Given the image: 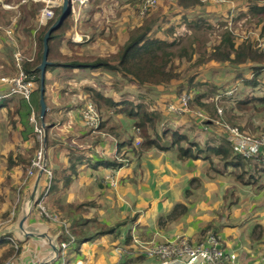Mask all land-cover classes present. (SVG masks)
I'll return each instance as SVG.
<instances>
[{
	"label": "rangeland",
	"instance_id": "rangeland-1",
	"mask_svg": "<svg viewBox=\"0 0 264 264\" xmlns=\"http://www.w3.org/2000/svg\"><path fill=\"white\" fill-rule=\"evenodd\" d=\"M7 1L13 6L17 5V8L13 11L4 10L5 12L0 13V95L7 91L11 93L12 89H16L20 77V68L16 64L21 67L26 59H33L38 52L37 32L35 33V31L40 27L37 23L34 28H31V31L27 34L24 33V22L28 18L26 15L22 17L20 14L19 9L21 8L19 7L23 5L20 4L21 0ZM34 4L38 5V12L41 6L38 3ZM107 4L105 10L113 12L105 14L101 22V26L103 25L104 28L98 29V33L102 35V40L97 42L91 40L92 42L88 41L90 42L88 45L83 44L82 51L86 55L93 54L106 57L114 54L126 41L132 28L138 26L144 19H138L137 16L138 0H118L117 2L110 0ZM109 4H119L118 11H116L115 6L111 9ZM77 6L78 4L75 5V9ZM159 7H162L161 15L163 18L153 26L151 34L160 40L173 43L168 50L176 58L174 64L179 66L180 82L167 86L138 88L118 74L106 70L88 71L80 76L74 70L71 73L76 76L77 80H70V82L65 80L64 83H61V80L58 81L56 76L57 72L60 71L59 69L53 73L48 71L46 77L49 81L45 91L48 104L53 99L54 101L57 100V103L59 101L64 102V104L71 106L70 113H72V117L67 121H53L57 123L55 129L51 130L49 127L50 133H56L48 137V145H51V149L48 152L47 164L51 166L49 167L51 170L59 168L62 164L68 166L66 155L69 152L65 155L68 145H78L82 148L87 146L86 143H89V137L81 136V134L88 132L89 128L84 126V123L81 122L82 118H80L83 106L91 103L88 94L85 92L88 88H97L102 97L109 100L128 101L127 107L131 103L133 105L142 103L143 109L163 115L164 125L179 131L180 134H185L203 150H205L207 142V146L213 145L209 138L216 139L218 136H223L233 146L232 149L244 156L250 153L249 156L258 154L260 157V154L264 152V146H258L264 144V133L257 136L260 134V129L264 127L263 116L250 113L243 115L237 110L233 114L230 111L224 113L220 106L224 103L230 106L237 99L242 98L246 92L259 94L263 89L260 85L254 89L237 86L234 80L238 75L237 73H241L243 76L249 75V70L246 67L230 66L225 62L205 60L214 47L218 45L224 29L231 33L233 40L250 39L264 46V39L261 37V35L264 37V30L261 31L264 19L259 21L260 17L258 16H247L245 4L236 0H223L221 2L203 0L202 4L195 6L197 8L193 7L195 9L191 12H184L182 17H185V20L173 15L172 12L179 8L175 3L162 1L150 13H154ZM21 17L25 19L22 24L20 23L23 20ZM170 28H172L171 32ZM6 47H11L12 52H9ZM61 49L64 53H68L63 42L60 46ZM184 51L186 54H181ZM16 52H19L21 58L19 61L14 59ZM12 66H15L14 71L11 70ZM91 73L97 75L93 76ZM2 79L6 82L1 81ZM189 79H192L195 88L191 93H186ZM259 81L262 83L261 86H264V72L259 77ZM37 87L35 82L31 83L32 90H36ZM213 89L215 90L213 91ZM222 89H227L225 96L234 93L236 98L234 100L233 98L227 100L220 98V101L217 98L215 99L216 105H213L212 97L221 95ZM179 90H181V94H178ZM217 91L219 92L216 93ZM201 92H206L207 96L203 99V103L209 107H198L191 103V107H189V104L182 106L179 103L182 96H189L190 100H193V97L197 95L196 93ZM17 98L21 99L18 94L13 95V102L10 103L12 109L5 108L0 111V235L11 225L17 204L21 203L20 191L28 183L25 178L31 160L37 158L43 143V137H39V133H35L41 129V123L29 121L30 117L37 120L39 116L34 102L32 101V105L35 112L31 113L30 105L23 107ZM105 105L103 106L106 109L99 112V121L102 119L108 121V126H113V132L118 134L120 138L132 137V144L139 146L141 138L138 130L131 127L132 120L125 115L117 114L114 108ZM170 106L177 107L180 113H173L169 109ZM216 107L220 108L221 115L213 114ZM5 111L8 112V116H5ZM233 116H235V121L232 119ZM205 121H210V123L205 125ZM59 122L62 123L59 124ZM44 123L46 122L44 121ZM234 125H239V129L243 128L242 131ZM107 135L105 137L107 145L104 144V146L95 148V151L102 159L123 163L122 169L118 171L106 169L103 170L104 172H98L83 164L79 166V179L71 183L69 188L63 189L62 184H59L60 190L58 192L47 193L45 197L40 196L42 201L40 206L38 203L35 205V210L38 208V213H40L39 208H42L48 216H51V220L56 222V225L51 228L52 233H57L56 227L60 224L63 225L62 231L64 233H70V224L65 222L66 213L64 212H72L73 206L82 203H87L89 206L88 213L83 214V216L96 219L101 224L108 226H114L126 218L142 215L145 228L142 229L143 232H140L141 236L144 238L153 237L151 236L152 231L156 229L157 231L154 232L161 236L158 237L159 241L188 234L192 237V241H195L201 228L207 223L213 222L216 226L215 229H217V234L213 235H216L217 239L219 238L222 247L228 248L233 245L236 235L238 237L240 235L245 240V233L253 229L252 227L257 223L258 218H261L260 223L264 226V172L257 170L256 176L260 181L258 185H244L235 179L233 172H230L232 167L224 171L216 158L217 161H214V166L220 173L209 170L206 163L201 159L195 163L191 162L190 159L180 161L177 159L178 152L174 150L160 152L158 149L150 148L147 150L136 149L137 151L132 153V151L126 152V148H124L121 151H116L117 148L114 143L117 139ZM166 139L170 140L171 136ZM219 143L220 140L216 139L215 144ZM9 153L12 154V158L20 155L28 160L27 169L23 171L16 167L7 174L5 161ZM139 153H141L140 156H138ZM90 156L93 160L91 153H89ZM164 169L166 170L164 171ZM7 176L10 178L8 179ZM50 181L45 182L46 186L50 185ZM154 182L157 183V186L152 188ZM206 183H214V186L206 188ZM185 191H188L186 195ZM189 192L191 194L187 195ZM40 195H42L41 192ZM56 198L60 199L61 204L65 207L63 213L54 207ZM162 199L173 204L183 202L187 208L186 213L177 217L176 220H164L163 224L159 222V227L157 221H161L162 217L171 212L169 208L163 205L165 207L163 213ZM154 202L157 207L156 210L149 207ZM159 203L160 208H158ZM35 210L32 217L38 220L40 217L36 215ZM9 211L10 216L7 219L3 214ZM149 219L156 223H151ZM177 220L180 221L176 223ZM133 226L135 229H131V233L138 229L137 224ZM127 228L128 226L123 227L122 232H125ZM108 243L111 246L112 241L109 242V238ZM252 243L255 245L258 242L253 241ZM235 253L238 254V257L241 254L240 251ZM116 258L114 256V259ZM61 259V264H69L70 255L63 252ZM133 264H160V262L157 259L145 258L144 261Z\"/></svg>",
	"mask_w": 264,
	"mask_h": 264
},
{
	"label": "trees",
	"instance_id": "trees-1",
	"mask_svg": "<svg viewBox=\"0 0 264 264\" xmlns=\"http://www.w3.org/2000/svg\"><path fill=\"white\" fill-rule=\"evenodd\" d=\"M8 3L7 0H4ZM203 0H177L175 5L183 10H189L197 5L202 4ZM240 3H244L247 11V16H258L259 21L264 19V0H236ZM37 4L30 2L26 5H21L19 11L21 16H27L26 22L25 19H22L20 23L24 22L23 31L24 33H28L31 31L32 27L34 28L35 24L37 25V20L39 17V13L37 12ZM4 10L0 6V13ZM5 12V11H4ZM161 8L156 10L154 13H150L146 18H144L138 26L132 28L127 37L126 41L119 47V49L114 53L110 54L106 57L96 56L93 54L86 55L82 51L83 44H72L70 42L67 43L68 49L70 53L63 54L60 50L61 43L65 39V34L72 28V16L71 13L67 17V19L63 22V24L54 31L48 41V61L49 65L46 68L47 72H53L56 69H63L66 74H69L76 70L78 73L83 74L84 72H94L100 70H106L115 74H118L122 78L132 82L138 88L143 86L149 87H157V86H167L174 83L180 82V74L178 72L179 66L175 65V56L174 54L168 50L173 43H168L165 40H160L157 37L152 36V28L162 17ZM60 14V8L55 10L54 18L48 22V24L44 27H39L37 31V49L38 52L33 57V59H26L21 65V72L26 77V80H31L37 84L36 90H33L31 93V98L29 101L25 100L21 97V99L17 98V101L22 104L24 107L29 102L36 106V110L39 112V70L38 65L41 61L42 54V38L47 31V29L51 26V24L55 21V19ZM262 21V20H261ZM264 22V21H262ZM33 23V25H32ZM264 30V23L261 27V31ZM172 28H170V32ZM264 39V37L261 35ZM9 52H12L11 47H6ZM181 54H186V52H182ZM191 59V58H190ZM189 59V60H190ZM206 61H214V62H225L230 66H243L246 67L247 70L251 73V78L243 77L241 73H238L237 77H235V81H238L243 88L251 87L254 89L257 85L263 89L259 94H248L247 92L242 98L237 99L233 104L227 106L225 103L221 105L222 111L225 112H235V110L239 111L241 114H261L264 118V86H261V82L259 81V77L264 72V46L258 44L254 40L243 39L236 41L233 40L231 33L227 29L223 30V33L220 37V41L218 45L214 47V49L208 54L205 59ZM15 66L11 67V70H15ZM45 74V88L47 85V77ZM186 93H191L195 88V85L192 83V79H189V84L186 87ZM215 89H213L214 91ZM229 90V89H228ZM181 90L178 91V94H181ZM88 94V98L91 103L95 106L98 112H101L103 109H106L103 105L107 104L110 108H114L117 114L125 115L127 118L132 120L131 127L133 129L138 130L140 140V145L135 146L132 144L133 138H120L118 134L113 132V126H108V122L100 121L98 127L96 129H89L87 135H94L89 139L92 147L101 144V136L103 134L111 135L112 137L117 139L116 148L117 151H121L126 148L127 151H132L135 153L136 149L147 150L150 148L158 149L160 152H168L170 150L177 151V159L182 161L185 159H190L191 162L199 161L200 159L204 161L211 171L217 170L214 161L220 162V167L223 168L224 171L227 168L232 167L233 169L230 172H233L235 179L240 181L244 185H258L260 182L257 179V170L264 172V152L260 154H253L250 156H244L243 154L238 153L234 149H232V145L227 141L226 137L218 136L216 139L220 140L219 144H215L216 139L209 138L213 145H208L206 143L205 150L198 147L193 141L190 140L185 134H180L179 131L173 130L168 126L164 125L165 121H163V115H159L156 112H149L142 108L144 106L142 103L132 105L129 107L126 106L128 101H116L109 100L107 98L102 97L99 93V90L94 88H88L85 90ZM217 91L216 93H218ZM227 92V89H222L220 93H222L223 97L228 98H236V94L225 96L224 94ZM177 94V95H178ZM193 100L188 102L189 107L191 104L196 105L198 107H209L203 103V99L207 96L206 92L196 93ZM13 95L10 92H6L0 95V110L7 108L12 109L10 103L13 102ZM35 95V96H34ZM218 95V94H217ZM124 96V95H123ZM179 96V95H178ZM16 98V96H14ZM45 98V95H44ZM225 98V99H226ZM215 97H212V104L214 103ZM126 100V99H124ZM232 100V101H233ZM231 101V102H232ZM102 102V104H101ZM104 102V103H103ZM130 103V102H129ZM191 103V104H190ZM209 104V103H208ZM211 107L213 108V105ZM28 106V105H27ZM106 106V105H105ZM19 109V108H18ZM18 110L16 111V113ZM217 111L213 112L216 115ZM100 114V113H99ZM8 112L5 111V116H8ZM232 118L234 121L235 116ZM230 119V121H232ZM39 120V118H38ZM44 121L46 124V143L47 148L48 145V119L44 117ZM40 123V121H39ZM210 121H205L204 124L208 125ZM232 124V123H231ZM238 126L239 125H234ZM243 128L239 130L242 131ZM264 133V127L260 129V134L257 136H261ZM264 135V134H263ZM168 136H171V139H166ZM90 149H86L81 152L79 148L74 147L73 149H68V167L62 170L52 171V178L50 181L49 187H44L42 190L41 197H45L48 194L56 193L60 190L58 188L59 184H62L63 189L69 188L70 184L73 180L78 179L79 170L78 166L81 164H88L90 168L95 169L101 161H97L95 164H91L89 157L87 156V151ZM92 150V149H91ZM141 153L138 154L140 156ZM137 159H139V157ZM214 157V159H212ZM215 158L217 160H215ZM14 160V161H12ZM29 165V161L24 159L22 156L17 155L15 158H12V154H8V169L12 170L13 168L19 167L21 170H26ZM106 165L110 169H118L123 166V163H119L116 161H108ZM218 165V164H217ZM259 167V168H258ZM46 174V173H45ZM232 174V173H231ZM189 195V194H187ZM54 207L60 213H63L65 209L64 205L61 204V200L56 198L54 200ZM88 204L82 203L73 206L74 210L72 212H64L66 213L65 222L70 224L69 232L73 237L74 249H77L84 242L93 241L102 236H106L109 234H114L115 237H119L121 235L124 236V244L129 245L131 243L130 237V225L135 221L137 217L134 218H126L122 222H118L114 226H108L105 224H101L96 219H86L83 214L88 213ZM186 204L185 203H177L174 205L171 212L162 217L159 221L160 223H164V220H176L177 217L186 213ZM56 213V212H55ZM52 214V213H51ZM8 216V212L4 217ZM47 222H51L52 220L46 219L42 216ZM53 222V221H52ZM91 223V224H90ZM128 226L125 232H122V228ZM62 228V227H61ZM213 222L207 223L201 230L198 232L197 242L204 241L205 238L209 234H217V229ZM253 229L250 230L251 234H257L258 238L264 234L263 228L260 225L255 224ZM256 236V237H257ZM9 247L5 254L0 255V264L1 262L8 256L16 255L18 256L22 252L21 245L18 244L11 236H4L3 239L0 236V246ZM73 245V244H72ZM71 246V245H70ZM70 248V247H69ZM142 261L141 258H138L136 261ZM131 259L126 256L123 262L120 264H133Z\"/></svg>",
	"mask_w": 264,
	"mask_h": 264
},
{
	"label": "crops",
	"instance_id": "crops-1",
	"mask_svg": "<svg viewBox=\"0 0 264 264\" xmlns=\"http://www.w3.org/2000/svg\"><path fill=\"white\" fill-rule=\"evenodd\" d=\"M115 1L117 2L118 0H115ZM108 2H110V0H88V2L86 4L77 6V8L75 9L74 13L72 14V28L68 31L69 33L67 32L65 34V39L63 40V44L65 45V47L67 49H68V46H67L68 42H70L72 44H75V45H77V44L78 45L79 44H87L88 45L90 42H92L91 40H93L94 42L102 40V38H101L102 35L100 33H98L99 32L98 29H100L101 27L104 28L103 25L101 26V22L104 19L105 14L108 13V12H113V11H106L105 10L106 6H108V4H107ZM5 3H7V2H5ZM0 6H1V4H0ZM109 6L111 7V9L115 6L116 7V11H118L119 4H117V5L109 4ZM159 8H162V7H159ZM195 8H197V7H195ZM195 8L189 9V10H183V9L178 8V10H176L175 12H172V13H174L173 15L182 17V16H184L183 15L184 12H186V11H190L191 12ZM3 10H5V9H3ZM167 18L170 19L169 16H167ZM181 20H185V17H182ZM106 29H107V27H106ZM88 41H90V42H88ZM61 52L63 54H66V53H64V51H62V49H61ZM68 53H70L69 49H68ZM59 70L60 71L57 72L56 76L58 77V79H57L58 81L61 80V83H64L65 80L68 81V82H70V80H73V81L77 80L76 76L73 73L66 74V72H64L63 69H59ZM248 72H249V75H247V76L245 75L243 77L251 78L252 77L251 73H250V71H248ZM83 74H85V73H83ZM83 74L78 73L79 76L83 75ZM91 74H93V76L97 75L96 73H91ZM48 81L49 80L47 78V84H48ZM236 83H237V86L238 85L241 86V84L238 81H236ZM235 88H236V86H235ZM94 89H97V88H94ZM45 91H46V88H45ZM220 98L221 99L222 98L225 99L226 97H223L222 94H221V95H219V101H220ZM215 99H216V97H215ZM215 99H214L213 105H216ZM45 100H46V106H47V112H46L45 117H47V119L49 121V123H48V132H47V138H48V137H50V135L52 136V135L56 134V133H52V132H51L52 133L51 134L50 130H49V127L51 128V130H53V129H55V126H57L56 125L57 123H54L53 121H67L68 119H70L72 117V115H71L72 113H70L71 106L64 104V102L59 101V103H57V100L54 101V99H53V101L50 104H48V100H47L46 94H45ZM225 100H227V98ZM27 105H30L31 113H34L35 112L34 106L32 104H30V102ZM220 106H221V104H220ZM52 117H53V119H52ZM38 118H39V116L37 117L36 121H40V120H38ZM29 121H31V120H29ZM81 122H82V120H81ZM61 123L62 122H59V124H61ZM74 127H75V125H74ZM55 136H59V135H55ZM55 136H54V138H55ZM72 136H75V135H72ZM81 136H86L87 138L89 137V139H91V137H93L94 135H89V134L87 135V132H86V133L81 134ZM107 136H109V135H107ZM105 137H106V134L102 133V136H101L102 142H101V144H98L95 147H92L91 143L89 142V139H88L89 143H86V145H87L86 147H82L81 148V147H78V145H76V146L73 145L74 147L79 148L81 152L85 151L86 149H90L86 153H87L88 157H89V153H91V155H93V160L90 161L91 164H95L98 160L102 162L95 169L90 168L88 166V164L86 163V166H88L93 171L102 172L103 170H106V169L113 171V169H110L106 165V162L114 161V160L102 159L98 155V153L95 151V148L101 147L102 145L104 146V144L107 145V141L105 140ZM55 140H56V142H58L57 138H55ZM116 142L114 143L115 146H116ZM52 143H54V141H52ZM111 145H113V143H111ZM50 146L48 148L46 147V152H47L46 160L48 159L49 149H51ZM68 146L69 147H66L67 151H66L65 155L67 154L68 149H73L74 148L71 145H68ZM116 151H117V149H116ZM66 157L68 159V154L66 155ZM89 159H91V156L89 157ZM168 159H169V157H168ZM5 164H6V170L8 171L7 174H9L11 171H13L15 169V168H13L12 170L8 169V167H7L8 166V158H6ZM81 165H83V164H81ZM79 166H78V170L80 172ZM49 167H51V166L47 164L46 169L50 172V176L52 178V171H55V170H59L60 171V170L66 168L68 166H66L65 164H62V166H60L59 168H54L53 170H51ZM120 169H122V166L120 168L116 169V171H118ZM166 169H164V171ZM112 173H115V172H112ZM34 176L30 177V178H27V176H26L25 180L27 179L28 183L26 185H24L23 188L20 191V193H21V198H20L21 202H22V199H23L22 192L27 186H29L33 182ZM79 176H80V173H79ZM7 178L9 179L10 177L7 176ZM78 179H79V177H78ZM78 179H75V180H78ZM42 180L43 181H42L41 193H42V190H43L44 187H49V186H46V184H45V182L48 183V177H47V175L45 173L43 175V179ZM75 180H73L72 183ZM196 180L198 181L197 178H196ZM156 186H157V183L154 182L152 188H155ZM213 186H214V183H211V184L206 183V188L207 187L212 188ZM186 192H188V191H185V195H186ZM190 194L191 193L189 192V195ZM165 202H166V204H165ZM161 203H162L161 207L164 208L163 209V213H164V210H165V207H163V205L166 206L167 208H169V210H172L174 205L177 204V203H174V204L170 203V201L167 202V201H165L163 199L161 200ZM181 203H183V202H181ZM18 204H17V210L15 211V215H14L12 221H11V224H13L15 222L16 217H17L16 215H18V213L20 211L21 203L19 205ZM149 207L153 208V210H156V208H157L155 202L150 204ZM35 208H36V206H34V209H33L32 213H31V216H30V219H29V224L45 223L48 226L49 233L52 236H55L58 233H61V235L58 238V244H60L62 241H65V240L68 239V237L62 231V228H63L62 224H60V226L56 227L57 233H52L51 232V228L56 225V222H54V221L53 222L52 221L51 222H47L42 217V215L40 213H38V208L36 210H35ZM158 208H160V203L158 204ZM34 210L36 211V215L39 216L40 219L37 220V219H34L32 217L33 214H34ZM163 213H161V214H163ZM4 215H6V213H4L3 216ZM9 216H10V211L8 212V216L6 218L9 219ZM136 217L137 218L135 219V221L132 224L133 225L137 224V228L138 229L131 233V229L134 230L135 226L132 225V227L130 228L131 243L129 245L124 244V236L123 235H121V236L116 238L114 234H109V235H106V236H102V237H100L98 239H95L93 241L84 242L80 246H78L77 249H74V247H75L74 245L75 244L73 242L72 243L73 245L70 244L71 246L69 245L64 251H62V249L60 248L59 258L54 264H61V260H62L61 258H62L63 252H65V254L68 253L70 255L69 264H120V262H123L125 260L126 256H128L129 259L132 258V260H135V261L138 258H141V260L144 261L145 257L137 255L136 254L137 253L136 249L132 246L133 237H138L141 240H148V239H153V238L159 239L158 237L160 235L157 232H154V231H157L156 229H154L152 231L153 233L151 235L153 237H150V238L149 237H145L144 238L143 236H141L140 232H143L144 230H142V229L145 228L143 217H142V215H136ZM85 218L89 219L88 217H85ZM260 220H261V218L260 219L258 218L257 221H256L257 222L256 224L260 225L261 228H263V232H264V226L260 223L261 222ZM149 221L151 223L155 222L154 220H151V219H149ZM179 221L180 220H177L176 223L179 222ZM157 225L160 227L159 221H157ZM4 236H7V237L11 236L16 242H18V244L21 245V247H22V252L18 256L13 255V256L6 257L1 262V264H23V262H22V258L23 257L35 253V250H36L35 244L31 243L30 239H27L24 242H19L14 237L13 233L1 234V238L2 239H3ZM185 236H187L189 238H192L191 236H189V234L185 235ZM256 236H257V234L256 235L254 234V235L250 236V231L245 233V237H246L245 240L240 235H239V237H238V235H236V239H235L233 245L228 247V248H226L230 252L231 251H234V253L236 251L238 253H239V251L241 252L239 257H238V254H236L237 255L238 264H261V256L264 253V234H262V236L260 238H258V236L257 237ZM108 238H109V242H110V240L112 241L111 246H109ZM196 238H197V236H196ZM196 238H195V241L197 242ZM237 239H239V240H237ZM253 241H257L258 243H256L254 245L252 243ZM24 243H29V244L28 245H22ZM8 247H9V244L7 246H0V255L1 254H5L7 249H8ZM106 252H108V253H106ZM114 256H116L117 258L114 259ZM137 262H139V261H137Z\"/></svg>",
	"mask_w": 264,
	"mask_h": 264
},
{
	"label": "built area",
	"instance_id": "built-area-1",
	"mask_svg": "<svg viewBox=\"0 0 264 264\" xmlns=\"http://www.w3.org/2000/svg\"><path fill=\"white\" fill-rule=\"evenodd\" d=\"M87 1L88 0H70L71 13H74L76 4H78V6L84 5L87 3ZM138 1L139 6L137 9V16L140 19L145 18L150 12L153 11V9L158 6L160 2L164 1L168 3H175L177 0ZM214 1L221 2L223 0ZM29 2L40 4L39 6L41 7L38 9V23L40 27H44L48 24L49 21L53 19L54 10L61 7L63 0H21L20 4L24 5ZM0 4L1 7L5 10L13 11L17 8V5L13 6L10 3H5L4 1H0ZM14 59L15 61L21 60L19 52H16L14 54ZM16 66L21 69L18 64H16ZM19 72L20 77L17 81L16 89H12L10 94H18L25 100L29 101L31 93L33 92L31 88V83L33 82L31 80H26V77L23 75L21 70ZM1 81L6 82L4 79H2ZM217 98H219V96L216 97V99ZM189 101V96H182L179 100V103L182 106H186L188 105ZM169 109L173 113H180V110L177 107L170 106ZM216 111L217 114L221 115L220 108L216 107ZM81 118L84 126L89 129H96L100 123L99 112L92 103H87L85 106H83L81 111ZM30 120L36 121L34 117H31ZM35 133H39V137L42 136L41 129H38ZM258 146H264V144ZM249 154L246 156H249ZM41 159L42 154L40 149L37 158L31 160L27 172V178L33 177L36 174L37 170L41 166ZM45 173L48 177V180H50V172L46 169ZM41 201L42 198L40 197L38 201L39 206ZM39 209L42 216H44L46 219L51 220V216H48V214L45 213L42 208ZM64 234L68 237V239L62 241L59 244L62 251H64L70 244L73 243V237L71 236V234L68 232ZM132 246L136 249L137 255L145 258L157 259L160 264H238L236 253H234V251L230 252L225 247H222L219 238L217 239V236L213 234H209L205 238V240L201 242L192 241L191 238L185 235H180L171 239L161 241L155 238L141 240L138 237H133ZM261 264H264V253L261 256Z\"/></svg>",
	"mask_w": 264,
	"mask_h": 264
},
{
	"label": "water",
	"instance_id": "water-1",
	"mask_svg": "<svg viewBox=\"0 0 264 264\" xmlns=\"http://www.w3.org/2000/svg\"><path fill=\"white\" fill-rule=\"evenodd\" d=\"M70 0H63L60 7V14L51 24V26L45 32L42 38V54L41 61L38 65L39 70V120L41 123L43 143L41 147V166L37 170L33 182L27 186L22 194L23 199L21 202L20 211L16 217V220L11 224L4 232L13 233L14 237L19 242H24L30 239L31 243L35 244V253L30 254L22 258L23 264H54L60 253V246L58 244V238L61 233L52 236L49 233V228L45 223H34L29 224V219L34 206L38 203L40 198V192L42 189V179L46 171L47 160H46V124L44 123V117L47 112V106L45 102V74L46 68L49 65L48 61V41L51 34L56 31L63 22L70 15Z\"/></svg>",
	"mask_w": 264,
	"mask_h": 264
}]
</instances>
